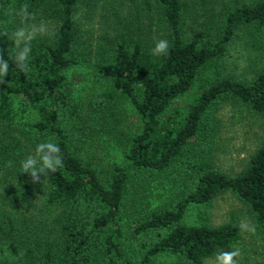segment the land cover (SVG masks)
<instances>
[{"label":"trees","instance_id":"16d2710c","mask_svg":"<svg viewBox=\"0 0 264 264\" xmlns=\"http://www.w3.org/2000/svg\"><path fill=\"white\" fill-rule=\"evenodd\" d=\"M79 1L0 0V54L9 62L0 84V163H11L23 185L43 190L42 206L52 213L49 223L44 218L43 234L26 236L21 257L11 264H151L162 254L185 264H202L234 244L239 228L231 223L210 225L202 214L194 224L183 218L190 204L208 203L224 191L241 201L264 229V145L231 176L187 155L209 112L220 102L264 115V67L248 81L202 74L218 61L237 31L247 27L264 31V0H221L217 13L210 9L203 16L208 19L205 28L188 38L181 21L192 5L188 9L182 0H154L150 11L157 32L164 31L159 39L169 44L167 54L160 56L151 54L159 41L153 30L147 28L142 35L136 27L135 33L115 6L105 8L108 0H87V21L93 13L90 8L98 3L105 10L98 12L102 19L98 36L88 40L94 47L83 40L78 49L83 31L75 17ZM25 5L31 18L43 11L54 20L51 35L31 41L27 68L21 70L13 60L9 32L22 23L19 13ZM205 9L198 11L205 14ZM78 64H86L108 84L90 101L88 124L65 78V72ZM121 100L131 106L137 125L121 140L120 161L103 172L78 151L90 132L99 133L98 122L120 113ZM27 113L33 116L29 122L24 121ZM47 141L60 147L63 164L33 184L29 174L20 173V164ZM171 172L178 177L171 198L123 218L130 181L143 173ZM11 249L14 252L12 245Z\"/></svg>","mask_w":264,"mask_h":264},{"label":"rangeland","instance_id":"374dc122","mask_svg":"<svg viewBox=\"0 0 264 264\" xmlns=\"http://www.w3.org/2000/svg\"><path fill=\"white\" fill-rule=\"evenodd\" d=\"M237 1L248 3L251 0ZM86 2L87 0H80L76 6L75 17L81 20L84 31L83 33L80 29L81 37L76 45L78 49L83 47V40L89 42L90 37L98 36V24L102 20L98 12L109 8L110 5L119 10L124 24L135 33L136 27L141 29L142 35L149 28L154 32V39L160 40L159 38L164 36V31L157 32V20L152 10L150 11L154 0H108L110 3H104L105 8L98 3L95 9L90 8L93 13L88 21L84 18ZM182 3L187 4L188 9V5H192V10L189 9L181 21V31L185 38L193 31L205 28L204 20L208 19H202L210 9L217 13L222 7L221 0H182ZM202 8H206L205 14L198 11ZM53 20L47 13L40 11L26 22L14 26L9 33L12 36V33L22 26L35 25L37 29L43 28L42 31H37L35 37L49 36L52 34ZM214 27L216 26H211ZM211 34L214 35L213 32ZM89 44L94 47L90 42ZM262 67L264 31L247 27L237 31L218 61L209 65L202 74L248 81ZM65 78L84 123H90V101L107 87V81L95 76L86 64L72 66L65 72ZM120 104V113L110 116L109 121L107 119L98 122L99 133L90 132L91 135L84 139L78 151L83 158H91L103 172H109L111 165L120 161L121 140L125 134L133 132L137 125V117L131 106L125 100H121ZM32 118V114L24 115L25 122L31 121ZM110 119L114 120L113 124H110ZM82 126L85 127L83 124ZM21 130L20 136L22 142H25V127L22 124ZM263 145L264 115L224 101L209 112L187 155L191 160L198 159L231 176L243 169L253 152ZM12 167L8 161L0 163V264H11L18 260L23 253L26 236L38 238L39 234H43L44 218L49 223V216H52V213L42 206L43 190L23 185ZM177 182L178 177L174 172L160 175L140 174L127 185L123 199V218H131L133 211L144 209L143 207L150 209L159 203H165L176 192ZM199 214L204 215L210 225L231 223L239 228V235L234 244L217 251L202 264H214V257L218 252L235 249H239L241 253L236 258L238 264H264V229L256 225L252 213L231 192H221L202 205L190 204L185 212L184 222L196 223ZM151 264L185 263L172 255L162 254L156 256Z\"/></svg>","mask_w":264,"mask_h":264},{"label":"clouds","instance_id":"9594fccd","mask_svg":"<svg viewBox=\"0 0 264 264\" xmlns=\"http://www.w3.org/2000/svg\"><path fill=\"white\" fill-rule=\"evenodd\" d=\"M22 17V23L31 19L25 5L19 13ZM35 25L22 26L16 29L11 36L14 53L13 60L18 68L24 70L27 68V60L31 52V41L35 38L37 31ZM169 44L167 40H159L155 47L151 50L153 56L167 54ZM9 70V62L0 54V84L4 83L3 78L7 76ZM63 164L60 147L51 141L39 143L34 152L29 154L20 164V173L29 174L33 184L41 182V176L48 172H55ZM241 255L239 249L231 251H220L214 257V264H238L237 257Z\"/></svg>","mask_w":264,"mask_h":264}]
</instances>
